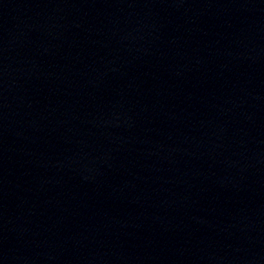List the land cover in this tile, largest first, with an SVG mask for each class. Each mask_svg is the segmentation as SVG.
Wrapping results in <instances>:
<instances>
[{"label": "water", "instance_id": "obj_1", "mask_svg": "<svg viewBox=\"0 0 264 264\" xmlns=\"http://www.w3.org/2000/svg\"><path fill=\"white\" fill-rule=\"evenodd\" d=\"M0 264H264V0H0Z\"/></svg>", "mask_w": 264, "mask_h": 264}]
</instances>
